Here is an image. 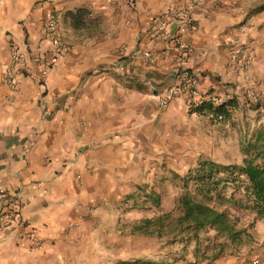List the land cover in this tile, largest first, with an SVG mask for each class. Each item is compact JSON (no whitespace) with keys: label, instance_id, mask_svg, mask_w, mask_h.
I'll return each instance as SVG.
<instances>
[{"label":"crops","instance_id":"1","mask_svg":"<svg viewBox=\"0 0 264 264\" xmlns=\"http://www.w3.org/2000/svg\"><path fill=\"white\" fill-rule=\"evenodd\" d=\"M189 1L195 29H169L192 46L183 67L214 95L207 104L231 103L230 122L234 99L248 106L234 49L245 50L264 92V0H0V192L18 205L0 228V264H264V220L238 245L184 262L176 232L134 230L166 212L162 203L123 204L138 187L156 188L163 171L181 174L184 147L214 128L187 93L167 95L180 87V53L150 37L154 16ZM51 13L69 50L43 75L36 59L50 50ZM12 46L24 53L19 64ZM187 154V169L210 158Z\"/></svg>","mask_w":264,"mask_h":264},{"label":"trees","instance_id":"2","mask_svg":"<svg viewBox=\"0 0 264 264\" xmlns=\"http://www.w3.org/2000/svg\"><path fill=\"white\" fill-rule=\"evenodd\" d=\"M253 107L258 109L261 106ZM197 111L208 116L212 123H220L230 117L231 103L217 107L201 105ZM218 114L222 115V120L216 118ZM240 150V164H222L210 158H200L183 174L163 171L155 183L168 181L180 188L175 209L141 220L134 224V230L176 232L181 236V242H189L193 238L197 241L200 232L212 230L215 237H222L225 241L219 242L210 256L224 251L225 246L238 245L242 236L247 235L248 228L238 226V216L234 211H247L254 221L264 220V124L257 127L250 138L242 141ZM132 198L135 207L144 205L145 208L161 209V193L152 187L149 190L138 187L135 194L124 199L123 204Z\"/></svg>","mask_w":264,"mask_h":264},{"label":"built area","instance_id":"3","mask_svg":"<svg viewBox=\"0 0 264 264\" xmlns=\"http://www.w3.org/2000/svg\"><path fill=\"white\" fill-rule=\"evenodd\" d=\"M193 3V1H189L183 6L170 9L163 14L154 16L150 26V37L158 40L169 39L176 50L180 53V71L182 73L180 87L170 88L167 95L172 97L179 91H183L190 97L191 106L198 107L205 103L215 104L217 101L215 100L214 95L203 94L200 92L196 85V81L194 80L193 73L183 67L190 60L192 46L189 43L182 41L176 33H172L169 29L171 24H175L179 28H185V30L195 29L196 25L190 15V9L192 8ZM43 31L50 42V50L47 57H38L36 62L45 66V69L43 68L41 71V73L45 75L49 66L55 63L61 55L65 54L69 50V46L58 33V17L56 14L51 13L45 18L43 22ZM11 56L16 64L21 63L25 58L24 53L18 50L15 46H12L11 48ZM144 56L147 59H151L150 52H145ZM230 58L231 62L237 66L244 83H246L241 89L244 92L243 95L246 98L247 105L261 106V103L264 101V92L255 85L249 74V58L247 53L243 48H236L230 53ZM14 77L15 70L9 68L4 72V79L7 83H12ZM163 104L164 102L161 101L160 105ZM216 118L222 120V115L218 114ZM0 195L6 197L4 193H1ZM5 202L6 210L0 212V228L7 225L18 212V205L14 199L6 197ZM256 263V260H254L251 264Z\"/></svg>","mask_w":264,"mask_h":264},{"label":"rangeland","instance_id":"4","mask_svg":"<svg viewBox=\"0 0 264 264\" xmlns=\"http://www.w3.org/2000/svg\"><path fill=\"white\" fill-rule=\"evenodd\" d=\"M251 1L257 2L259 0ZM244 100H246V98ZM234 101V109L236 110L234 112L233 120L230 122L223 121L220 123H214V128L206 130V139L198 138V140L191 143L190 146L188 145V147H184V162L182 163L181 174L186 171L187 166L189 165V162L186 163L185 160H189L187 159V153L191 151L198 158L206 156L226 164L241 163L242 153L240 145L242 141H246L250 138L251 134L257 128V122L255 121L257 119L264 120V117L262 116L264 114V101L261 103V108L258 109H255V107H246L242 101H238L239 103H237V99H234ZM155 185L156 188L154 186L153 189L161 193L163 209H165L166 212L175 209L176 198L180 192V188L178 186L175 187L168 181L164 184ZM234 214L238 216V226H246L248 229L253 227L254 218L252 217V214L247 211H234ZM224 241L225 239L222 237H215L212 230L200 232L197 241H195L194 238L189 242L180 241L182 245V261L185 262L186 260H189L191 256H194L199 262H204L203 260L210 256L215 249V246L219 242L223 243ZM228 247L225 246L224 248L228 249Z\"/></svg>","mask_w":264,"mask_h":264}]
</instances>
